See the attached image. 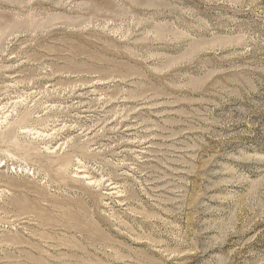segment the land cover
I'll use <instances>...</instances> for the list:
<instances>
[{"label":"rangeland","instance_id":"obj_1","mask_svg":"<svg viewBox=\"0 0 264 264\" xmlns=\"http://www.w3.org/2000/svg\"><path fill=\"white\" fill-rule=\"evenodd\" d=\"M0 264H264V0H0Z\"/></svg>","mask_w":264,"mask_h":264}]
</instances>
